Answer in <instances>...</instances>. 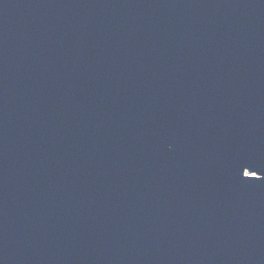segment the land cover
I'll list each match as a JSON object with an SVG mask.
<instances>
[{
    "label": "water",
    "instance_id": "obj_1",
    "mask_svg": "<svg viewBox=\"0 0 264 264\" xmlns=\"http://www.w3.org/2000/svg\"><path fill=\"white\" fill-rule=\"evenodd\" d=\"M0 264H264V0H0Z\"/></svg>",
    "mask_w": 264,
    "mask_h": 264
}]
</instances>
